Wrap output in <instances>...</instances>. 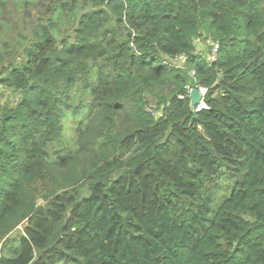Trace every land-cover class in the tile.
<instances>
[{
  "label": "trees",
  "instance_id": "obj_1",
  "mask_svg": "<svg viewBox=\"0 0 264 264\" xmlns=\"http://www.w3.org/2000/svg\"><path fill=\"white\" fill-rule=\"evenodd\" d=\"M8 2L0 264H264V0Z\"/></svg>",
  "mask_w": 264,
  "mask_h": 264
},
{
  "label": "rangeland",
  "instance_id": "obj_2",
  "mask_svg": "<svg viewBox=\"0 0 264 264\" xmlns=\"http://www.w3.org/2000/svg\"><path fill=\"white\" fill-rule=\"evenodd\" d=\"M3 7V8H2ZM0 8V22H3L6 24V32L3 31L2 26L0 25V37L3 36V44L4 41H6L8 47L12 48V50L18 51L17 49H20L21 46L23 47L26 42L31 37V33L35 27V22L37 19L35 17L38 16V12L34 9H29L26 7L25 4L22 2L20 3V12L16 9L12 3L8 2L4 6ZM28 11H31V15L34 16L33 19H30ZM212 42L211 39L207 40L204 35L200 37L194 38V44H195V53L198 55H201L202 57H206L207 53L209 52V44ZM19 56V55H18ZM13 57L6 60L3 65L4 68L6 65H9L13 62ZM171 63L177 67L182 68L184 65V60L180 57L174 58ZM2 70V68L0 69ZM20 95L18 93L13 92L11 89L8 88H2L0 87V105H9L13 106L17 103L19 100ZM150 102V107L155 111L156 110V103L155 100L151 97H148ZM154 112V113H155ZM157 115V114H156ZM39 204H42L43 201L41 198L38 200ZM24 227L19 226L15 231H13L9 237L14 238L17 235L21 234L23 232Z\"/></svg>",
  "mask_w": 264,
  "mask_h": 264
},
{
  "label": "built area",
  "instance_id": "obj_3",
  "mask_svg": "<svg viewBox=\"0 0 264 264\" xmlns=\"http://www.w3.org/2000/svg\"><path fill=\"white\" fill-rule=\"evenodd\" d=\"M209 45L211 46V49L207 53V59L209 61H214L216 59V57H217V52H218L219 45L217 43L213 42V41ZM180 58L184 60L183 56H181ZM172 60H170V61H172ZM192 75H193V73H192ZM198 89L200 90V93L202 95V100L200 102V105L196 109L198 111H200L202 109H207V105L204 102V97H205V95L207 93V89L206 88H202V87H199ZM191 90H192V88H188V96H189V93H190ZM179 98H183V96H179ZM153 114L154 115L157 114L156 116H159V113H153Z\"/></svg>",
  "mask_w": 264,
  "mask_h": 264
},
{
  "label": "water",
  "instance_id": "obj_4",
  "mask_svg": "<svg viewBox=\"0 0 264 264\" xmlns=\"http://www.w3.org/2000/svg\"><path fill=\"white\" fill-rule=\"evenodd\" d=\"M190 98V111L195 116L198 110L196 109L202 100V95L198 88H193L189 93Z\"/></svg>",
  "mask_w": 264,
  "mask_h": 264
}]
</instances>
